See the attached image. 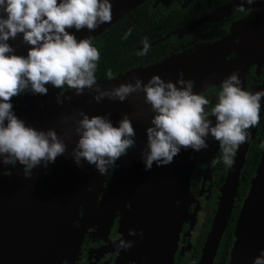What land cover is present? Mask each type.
Segmentation results:
<instances>
[{"label":"clouds","instance_id":"1","mask_svg":"<svg viewBox=\"0 0 264 264\" xmlns=\"http://www.w3.org/2000/svg\"><path fill=\"white\" fill-rule=\"evenodd\" d=\"M247 2L253 4L255 0ZM112 8L110 0H0V164L15 166L19 162L25 174H30L68 151L66 140L55 128L38 130L13 111V97L28 91L45 95L47 85H52L61 90L57 96L61 104L65 88L76 95L84 94L86 89L94 92L98 103L104 98L123 102L134 93H143L144 103L154 114L141 153L146 170L154 162L158 166L171 163L182 148L197 152L207 148L209 134L219 142L221 153L211 163L222 159L225 166L233 167L238 150L260 122L264 90H246L239 70L234 71L222 81L216 102L208 112L209 99L195 92V81L185 80L183 73L176 82L165 81L157 74L147 83L136 76L134 83L102 87L96 76L100 50L90 37L78 40L68 29L95 31L112 21ZM20 34L23 42L31 46L26 56L17 55L8 43ZM130 34L131 29L124 38ZM142 43L143 50L138 54L146 55L150 44L147 38ZM106 76L108 80L115 78L110 70ZM133 115L142 117L144 112L139 110ZM109 117L110 113L89 116L83 110L61 117L66 126L64 135L78 138L71 152L78 166L87 161L100 174H107L135 146L136 131L129 114H124L119 126H114ZM260 147L264 149V142ZM128 234L137 235L134 229ZM132 244L121 239L116 246L128 249ZM253 264H264V250Z\"/></svg>","mask_w":264,"mask_h":264},{"label":"water","instance_id":"2","mask_svg":"<svg viewBox=\"0 0 264 264\" xmlns=\"http://www.w3.org/2000/svg\"><path fill=\"white\" fill-rule=\"evenodd\" d=\"M146 0H110L113 5L112 21L110 23L102 24L95 31H89L87 28L77 31L74 27L68 29L73 33L77 39L90 37L93 39L107 28L115 24L127 13L137 8ZM245 0H236L217 13H229L238 8ZM264 0H255L251 12L248 17L236 22L232 28L229 36L224 39L214 42L210 45H203L196 51H188L179 54H174L159 63L130 70L126 73L116 76L112 80H101L98 83L104 88H111L118 86L120 83L135 82L134 77L139 76L145 83L153 76L160 75L165 81H178L181 73L185 80L192 79L195 81L194 91L199 92L212 84H220L222 81L232 74L236 68L240 67L239 75L242 81V86L245 83L246 75L250 66L256 63L262 65L264 62V49H257V56L254 57L256 51V44L261 37L264 36ZM263 34V36H262ZM240 38V42L236 43L235 39ZM8 43L14 48L17 55H27L28 49L31 47L23 42L22 34L18 35L16 39H10ZM224 44L225 50L221 56L212 60L199 59V52L202 49H209L215 45ZM236 47V50L230 48ZM235 51V57L227 60V56ZM226 73L225 78H216L217 75ZM179 86V85H178ZM264 90V85L260 88ZM60 92L50 93L39 96L29 101L30 106L21 110V114L28 117L29 126H35L38 130H48L55 128L62 138L68 144V151L61 156H58L55 162L48 163L47 167L40 165L34 172H47V176H39L33 178L35 173L29 174L25 177L24 165L18 167H11L13 175L7 180L6 186L11 188L14 183L15 187L27 188L26 194H37L42 196V215H32L30 219H34L33 223L26 225V232L28 226H32L33 233L38 235V238H32L31 255L26 257L28 248L24 249V235L21 237L20 250H18V258L0 257V264H62L64 257L74 258L81 244L84 230L81 233L74 234L70 238V232L74 224L75 218L78 216V211L81 204L87 202V210L92 208L97 202L99 194L104 189V181L106 174H100L96 167H92L82 161V167L78 166L71 156L73 147L75 146L77 137L73 136L71 139L64 135L65 125L61 123V117L71 116L74 110H83L91 115H104L110 113V119L114 126H119V121L124 114H129L133 120V127L138 133L140 130L150 125L152 116L150 105L143 101V93H134L125 101H113L104 98L99 103L94 99V92H89L87 89L84 94L76 95L74 91H65L61 97L63 104L59 103L57 96ZM143 110L144 115L137 117L133 115L135 112ZM264 110V99H262V111ZM42 114V119L38 118L36 114ZM21 118V117H19ZM261 119V115H260ZM24 120V119H23ZM212 121L215 119H211ZM257 127L251 129V136L247 143L242 145L234 157V166L230 167L229 175L223 187V195L220 203L218 214L215 218L212 231L206 244L203 258L200 264H213L220 240L226 229L228 220L230 218L232 209L235 204V199L238 194L240 185L241 171L245 165L247 152L251 141L254 139ZM209 136L207 137L208 140ZM147 143V132L138 137L137 142L133 148L127 153V160H133L139 164L137 171L140 173L138 181L140 191L142 188L143 195L148 194L150 197L149 186L154 185L155 190L159 195L165 192L169 193V202L163 207H155L154 226H149L150 236H142L138 233L140 243H135L133 246L125 250L115 264H170V260L174 253L175 244L179 237L180 228L187 213V208L190 203V183L192 174L197 159V151L188 148L181 149L180 153L176 155L173 161L167 165L158 166L155 162L150 170L145 169V163L141 158L140 150L143 151ZM136 157V159H135ZM119 170V169H118ZM117 170V172H118ZM159 176L160 185H156L154 179ZM116 176V175H115ZM58 186L55 190L50 192L52 187L51 179H56ZM28 179L36 182H28ZM132 180V181H133ZM20 182V184L18 183ZM38 182L37 190L29 189L34 187ZM149 183V186H148ZM117 187V186H116ZM145 188V189H144ZM12 189V188H11ZM50 193V196H49ZM68 194L69 200L66 202L60 201L63 194ZM12 195L17 196V192ZM55 195L54 197H52ZM157 195L156 197H159ZM73 198V211L68 220L67 228L60 251L54 256L49 253L52 250L53 239H50L56 232H58L59 222L62 221L63 212ZM151 199V197H150ZM152 201V200H151ZM179 201V203H177ZM13 203V202H12ZM10 203V204H12ZM10 208V205H9ZM5 211L0 210V220L9 218L10 209ZM26 207V212L22 219L25 220L27 211L32 214V205ZM156 216V217H155ZM0 229H5V226L0 223ZM45 229V231H43ZM45 234V237L41 238ZM143 239H148V244L142 243ZM19 241L14 240V244ZM47 248V253H46ZM264 250V149L262 151L261 159L252 179L249 192L244 200L242 209L237 220L235 241L231 250L230 260L228 264H253L257 257L261 256ZM67 253V254H66Z\"/></svg>","mask_w":264,"mask_h":264},{"label":"flooded vegetation","instance_id":"3","mask_svg":"<svg viewBox=\"0 0 264 264\" xmlns=\"http://www.w3.org/2000/svg\"><path fill=\"white\" fill-rule=\"evenodd\" d=\"M234 1L236 0H146L120 19L123 20L121 28L122 39L126 40L121 45L120 52L118 53L119 56L124 57L121 62L124 61V66L136 63L134 66L136 69L147 67L159 63L174 54L196 51L203 45H210L224 39L229 36L231 28L236 22L249 16L253 7V4H249L245 0L238 8L229 13H217V11ZM130 29L131 34L125 39V34ZM104 32L91 39L93 45L100 50L98 64L101 61L102 48L105 43L109 42V39L104 40L102 36ZM109 35L113 36V33H109ZM145 38H147L150 44L148 53L146 55H139L138 53L143 50L142 41ZM235 42L239 43L240 38L237 37ZM262 43L264 44V41ZM230 49L236 50V47ZM234 57L235 51L231 52L226 58L230 60ZM221 84H212L198 92L209 99L208 112H211V108L216 102ZM263 85L264 62L260 66L252 64L246 75L243 87L250 92H255L260 90ZM47 87L49 89L47 94L61 92L60 89L54 88L52 85H47ZM65 91H69V89L65 88ZM39 96L43 95L33 94L28 91L13 97V111L17 109L20 111L24 110V107L30 105L29 101L31 99ZM210 119H215V117L212 116ZM213 124H215V120H213ZM147 127L136 133V142L138 137L146 132ZM256 138L260 143L264 142V110L262 111L255 137L250 145ZM207 143L208 147L201 149L197 153L190 183L191 201L188 211L184 215L177 239L178 246L176 247L175 257L171 264H200L209 234L212 231L219 211L223 195L222 190L229 175L230 167L225 166L222 159L219 163H211L212 160L218 159L221 156L219 142L215 141L209 134ZM126 156L118 160L117 166L110 168L107 172L104 189L93 206L94 217H90L88 214L87 202L84 201L81 204L78 216L75 218L70 232V238H73L74 234L81 233L83 230L84 235L77 255L74 258H67L66 255L62 264H115L121 253L128 250L116 246L119 240H130L133 241V244L140 243L138 233H141V230L142 236L151 235L149 226H154V214L150 211V197L146 194L143 195L138 181L132 179L133 181L131 180L127 184V188L121 190L116 200H109L113 207L108 208L107 206L104 213L102 211L105 197L107 196L110 199L112 196L117 195L114 194L112 187L117 170L127 164ZM137 167H139V164L133 162L127 173L139 177L140 173L136 170ZM37 168H34L30 174L35 173L34 170ZM13 173V170L7 165L0 166V185H4ZM24 175L26 177L29 174H25L24 172ZM137 176L135 178L138 179ZM28 182L34 183L36 181L28 179ZM18 183L20 184V182ZM29 189L34 188L31 187ZM14 191L17 192V196L12 195L13 203L11 204L9 218L0 220L2 226L3 224L4 226L6 225L5 229H0V257L6 258L14 256L15 247L18 244H14L13 242L14 240L19 241L22 237L21 234L25 221L22 219L24 209L31 205L34 207L36 200H38V214L36 211L32 212L34 216L36 214L37 216L42 215V196L37 194L27 195L26 192L29 190L27 188L23 189V187H15L13 188ZM33 197H36L35 202H29ZM2 200L3 198L0 196V202ZM192 200L194 201L193 203ZM239 203L241 205H238ZM242 203L243 200L240 201L237 194L230 218L236 209H238V214H240ZM130 229H134L137 235L130 236L128 234ZM226 229L220 240L213 264L229 263L235 237L232 240L230 236L226 238ZM35 237L38 238L36 233ZM40 237H45V234L42 235V230ZM148 241V239H143L142 243L147 245ZM30 255L31 249L29 248L27 256Z\"/></svg>","mask_w":264,"mask_h":264},{"label":"bare ground","instance_id":"4","mask_svg":"<svg viewBox=\"0 0 264 264\" xmlns=\"http://www.w3.org/2000/svg\"><path fill=\"white\" fill-rule=\"evenodd\" d=\"M263 34H262V36H263ZM261 40L264 41V36L261 37V39H259L257 44H256V51H255L254 57L257 56V49H262V50L264 49V44L262 43L263 41L261 42ZM223 46H224V44H220V45H215V46H213V47H211L209 49L200 50V52L198 54L199 59L212 60V59H215V58L221 56V54L225 51L223 49ZM239 69H240V67L236 68L235 71H237ZM225 76H226V73L223 74V72H222V74L221 75H217L216 78H225ZM24 108H27V107H24ZM24 108H22V109H24ZM140 152H142V150H140ZM131 159L127 160V162H126L127 164L121 166L119 168L118 172L116 173L112 190H113L114 194H117V195L112 196L110 199H108L107 196L105 197V200H104V202L102 204L103 213H104V211H105L107 206H108V208L113 207V205L110 204L109 200H111V201L116 200L118 194L121 193V190L127 188V186H128L127 184L129 182H131L132 179H137V178H135L137 175L134 176V175H130V173H127L128 169L131 167V164L133 163V160H131ZM135 159H136V157H135ZM86 163H87V161H86ZM18 165L20 166L21 164L19 162H17V164L15 166L10 165V164L7 165V166L11 168V167H18ZM88 165L94 167V165H91V164H88ZM0 166H4V164H0ZM39 176H45L46 177L47 176V172H45V170H43V172H36L35 176L33 178H38ZM33 181H35V180H33ZM50 181H51V185H52V187L50 189V192L51 191L53 192L55 190L56 186H58V181H57V178L56 179H51ZM154 181H155V184L157 186L160 185V179H159L158 175L154 179ZM6 183H7V181H6ZM6 183L4 185H0L1 186L0 196H1V198H3V200L0 202V210L1 211H5V215L7 213L9 205H10V210H11V204L10 203H12V193H13V188H14L13 187L14 183H13V186H11L12 189L7 187ZM36 186L39 187L38 182L34 185L33 188H35ZM148 186H149V183H148ZM2 187H3V189H2ZM37 189L38 188H35V190H37ZM149 191H150V197H151V200H152L151 201L150 198H149V203H150V206H151L150 211L151 212L153 211V213L155 214V207H157V206L163 207L164 205L168 204V202H169V193L165 192L164 194L159 195V193L156 192L154 185H150L149 186ZM68 194L69 193H67L66 196H64L63 194L61 195V197H60L61 203L62 202H66V201L69 200ZM146 195L148 196L147 193H146ZM157 195H159V197H156ZM49 196H50V193H49ZM54 196L55 195H53L52 197H54ZM35 200H36V197H33L32 199H30L29 202L34 203ZM38 203H39V201L36 200V202L34 204V207H33V212L36 211ZM73 204H74V200L72 198L70 200V202L68 203V205L66 206V208H65V210L63 212V215L61 216L62 217V221L59 222L58 232H56L55 235H53L50 238V239L54 240L53 242H55L54 245H52L53 246L52 250L49 251V253L51 255L55 256L60 251V248H61L62 243H63V238H64V235H65V229L67 228L68 220H69V218H70V216L72 214V211H73ZM28 207L31 210L30 206H28ZM89 209L90 210L88 211V214L90 215V217H94V211H93L94 209H93V207L92 208L90 207ZM25 212H26V208L24 209L23 213L25 214ZM33 212H32L31 215H29L30 211H27V214H26V217H25V221H24V225H23L22 235L25 236V237H23V239H24L23 240L24 241V245L23 246H24L25 252H26L27 248L29 249L31 247L32 238L34 237V239H36L35 233H33L32 226H28V229H27V232H26V225L27 224H31V223H33V221H35L34 219H32V220L30 219V217L33 215ZM24 214H23V216H24ZM80 229H79V231H80ZM21 240L22 239L19 240L18 245L15 247V253H14V256H13L14 258H18V256H19V255H17V253H18V250H20V243H21L20 241ZM46 253H47V248H46ZM26 257H27V253H26Z\"/></svg>","mask_w":264,"mask_h":264},{"label":"trees","instance_id":"5","mask_svg":"<svg viewBox=\"0 0 264 264\" xmlns=\"http://www.w3.org/2000/svg\"><path fill=\"white\" fill-rule=\"evenodd\" d=\"M122 22L123 20L118 21L102 35L104 40L106 41L107 39H109V42L105 43L101 51L102 57L100 63L98 64L96 72L97 81L107 79L106 74L109 70L113 73L114 77H116L120 74L136 69L134 68L136 63L127 64L124 66V61L121 62L124 57L118 55V53L120 52L121 45L126 42V40L122 39L123 35H121V28L123 24ZM109 33H113V36H110ZM260 145L261 143L258 141L257 138L250 145L245 165L241 171L240 185L238 189V198L240 199V201L245 200L249 192L252 179L255 175V171L260 162L263 151ZM238 218V209H236L228 222V226L226 229V238L230 236L232 240L235 237Z\"/></svg>","mask_w":264,"mask_h":264},{"label":"rangeland","instance_id":"6","mask_svg":"<svg viewBox=\"0 0 264 264\" xmlns=\"http://www.w3.org/2000/svg\"><path fill=\"white\" fill-rule=\"evenodd\" d=\"M227 60H229V58L227 59ZM257 61H254V63H253V65H255V64H257L256 63ZM259 65V64H258ZM14 112H15V114L18 116V117H21L20 119H24V121H25V123L27 124V125H29V123H30V121H29V119H28V117L26 116V115H24V114H21L22 112L19 110V109H17V110H14ZM37 115V117L38 118H40V119H42V114H40V113H38V114H36ZM33 127H35V126H33ZM198 153V152H197ZM196 153V154H197ZM197 156V155H196ZM191 201V200H190ZM194 201L192 200V203H193ZM243 203H244V201H243ZM243 203H242V206H243ZM189 205H190V203H189ZM189 205H188V207H189ZM238 205H241V203H239ZM242 206H241V209H242ZM241 209H240V211H241ZM18 211H19V209H17ZM187 210H188V208H187ZM17 217V216H16ZM9 243L11 244V242L9 241ZM178 246V240H177V242H176V244H175V248H174V253H173V256H172V258H171V260H170V264H171V262L173 261V259H174V255H175V250H176V247ZM6 258V257H5Z\"/></svg>","mask_w":264,"mask_h":264}]
</instances>
